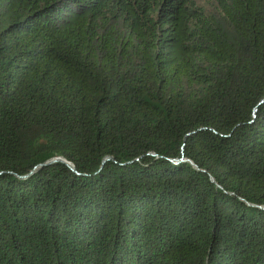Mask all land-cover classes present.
<instances>
[{"label":"trees","instance_id":"obj_1","mask_svg":"<svg viewBox=\"0 0 264 264\" xmlns=\"http://www.w3.org/2000/svg\"><path fill=\"white\" fill-rule=\"evenodd\" d=\"M213 1L0 0V264H264V0Z\"/></svg>","mask_w":264,"mask_h":264},{"label":"rangeland","instance_id":"obj_2","mask_svg":"<svg viewBox=\"0 0 264 264\" xmlns=\"http://www.w3.org/2000/svg\"><path fill=\"white\" fill-rule=\"evenodd\" d=\"M199 1H200V4H202L209 11H214L216 9L215 2L213 0H199Z\"/></svg>","mask_w":264,"mask_h":264},{"label":"water","instance_id":"obj_3","mask_svg":"<svg viewBox=\"0 0 264 264\" xmlns=\"http://www.w3.org/2000/svg\"><path fill=\"white\" fill-rule=\"evenodd\" d=\"M54 160H57V161H62L64 163H67L68 165L72 166L67 160H65L64 158H61V157H56L50 161H54Z\"/></svg>","mask_w":264,"mask_h":264}]
</instances>
